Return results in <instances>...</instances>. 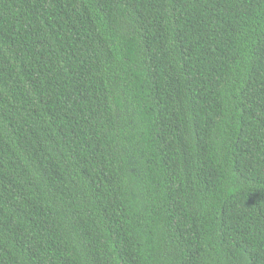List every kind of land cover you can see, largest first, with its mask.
Returning <instances> with one entry per match:
<instances>
[{
  "label": "trees",
  "instance_id": "trees-1",
  "mask_svg": "<svg viewBox=\"0 0 264 264\" xmlns=\"http://www.w3.org/2000/svg\"><path fill=\"white\" fill-rule=\"evenodd\" d=\"M0 264H264V0H0Z\"/></svg>",
  "mask_w": 264,
  "mask_h": 264
}]
</instances>
